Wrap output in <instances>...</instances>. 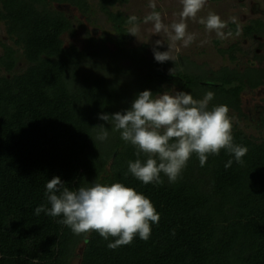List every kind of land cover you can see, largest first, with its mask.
<instances>
[{
  "label": "trees",
  "instance_id": "1",
  "mask_svg": "<svg viewBox=\"0 0 264 264\" xmlns=\"http://www.w3.org/2000/svg\"><path fill=\"white\" fill-rule=\"evenodd\" d=\"M99 1L119 30L115 51L95 41L82 50L65 47L68 24L44 10L82 9L85 0H0V22L12 42H2L0 56L6 72L0 75V264H72L78 257L80 264H264V140L233 126L234 143L248 148L243 164L222 149L201 167L194 153L175 183L161 174L162 184L145 185L128 171L136 148L99 119L130 109L144 90L155 95L173 86L194 99L211 91L210 109L226 105L242 114V95L264 87L263 71H205L185 56L159 63L147 46L123 42L129 16L109 8L127 0ZM252 26L246 35L264 32L262 21ZM237 51L225 50L232 59ZM261 114L264 125V108ZM101 124L109 133L104 141L97 139ZM54 176L72 190L94 183L131 187L150 199L159 223L150 222L147 241L137 235L114 250L107 246L112 237L74 234L62 216L35 214L42 204L51 207L45 193Z\"/></svg>",
  "mask_w": 264,
  "mask_h": 264
},
{
  "label": "clouds",
  "instance_id": "2",
  "mask_svg": "<svg viewBox=\"0 0 264 264\" xmlns=\"http://www.w3.org/2000/svg\"><path fill=\"white\" fill-rule=\"evenodd\" d=\"M180 3L179 19L165 24L161 13L155 10V0H148V7L153 11L143 18V22H151L153 35L164 33L169 40L167 51L153 47L154 59L159 63L172 61L175 64L177 57L172 52L174 48L178 50L177 43L188 47L194 42L196 33L188 30V21L204 25L207 32H214L221 40L232 35L231 31H224L229 21L222 20L218 14L209 12L206 17L198 16L207 0H180ZM230 21L236 23L237 18L231 17ZM128 23L131 25L128 34L138 37V17L129 16ZM164 43L163 40L155 41L156 46ZM169 74L175 75L174 68ZM213 99L211 91L202 99H194L186 91L154 95L150 90H144L137 95L130 109L112 115L102 114L99 119L111 121L113 130L120 131L121 138L136 148L137 159L129 162L128 171L137 180L145 185H160L163 174L170 183H175L194 153L201 167L209 155H219L222 149L233 155L237 163H244L242 158L248 148L234 143L229 108L218 105L210 109L209 102ZM98 127L97 139L106 140L107 129L103 124ZM141 154L145 159L140 158ZM232 163L230 159L225 167ZM45 195L51 207L38 206L36 215L43 212L51 217L62 216L59 222L77 235L95 231L104 240L112 237L114 240L107 246L113 250L131 244L137 235L147 241L151 235L150 222L158 224L160 220V214L149 198L122 183H94L72 190L59 176H54L46 184Z\"/></svg>",
  "mask_w": 264,
  "mask_h": 264
},
{
  "label": "rangeland",
  "instance_id": "3",
  "mask_svg": "<svg viewBox=\"0 0 264 264\" xmlns=\"http://www.w3.org/2000/svg\"><path fill=\"white\" fill-rule=\"evenodd\" d=\"M99 2V0H85L82 9L71 5H49L44 9L45 12L58 16L60 20L68 24L62 34L65 47L73 45L82 50L87 48L91 41H95L98 43L97 45L102 44L111 51L118 48L116 39L119 30L113 26L110 17L100 7ZM155 2V10L161 13L165 24L179 19V13L182 10L180 0H155ZM33 7L35 10L41 11V8L35 4ZM109 10L113 13L122 12L126 16L135 15L138 17L140 24L138 37L128 34L122 39L128 48H139L145 45L151 59H154L153 47L161 52L168 50L167 36L164 33L153 35L151 22L147 24L143 22V18L153 11L148 7V0H127L126 3H117ZM209 12H214L222 20L229 21L224 31L225 33L231 31L232 35L221 40L216 37L214 32H207L204 25L196 21H188V30L196 33V39L188 47H183L178 42V50L174 48L172 54L177 59L188 57L205 71H217L222 67H229L243 73L248 67H258L264 73V32H256V28H254L252 36L245 34L246 27L252 26L255 21L260 20L264 23V0H207L204 9L198 16L206 17ZM231 17H236L237 22L232 23ZM130 27L129 24L127 30ZM104 40L106 41L103 42ZM157 40H163L165 43L156 46L155 41ZM2 42L12 44L7 37L4 24L0 22V56L3 54ZM234 45L239 48V51L234 54V59H232L225 50ZM5 74L4 69L0 71L1 76ZM175 91L178 89L173 86L167 92L174 94ZM241 100L242 114L229 111L233 126L249 137L258 141L264 140V125L261 121V113L264 108V87L244 93ZM83 248L84 244L78 250L79 255L82 254ZM80 263L81 258L78 257L72 264Z\"/></svg>",
  "mask_w": 264,
  "mask_h": 264
}]
</instances>
